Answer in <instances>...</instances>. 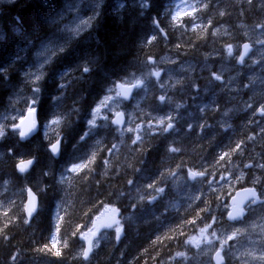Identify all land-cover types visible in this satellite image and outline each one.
<instances>
[{"label":"clouds","instance_id":"clouds-1","mask_svg":"<svg viewBox=\"0 0 264 264\" xmlns=\"http://www.w3.org/2000/svg\"><path fill=\"white\" fill-rule=\"evenodd\" d=\"M235 2L244 5L240 13L242 20L235 25V29H229L226 25L213 29L211 32L213 37L223 34L227 39L219 41V48L204 53L209 73L206 78L208 84L211 86L218 82L222 86L221 92L226 96L225 106L220 109L216 121V125L224 132L231 128L230 120L225 118L239 116L248 113L249 110H251L249 123L252 122V116L264 117V0ZM17 3L18 0H0V15ZM104 4L105 0H91L90 14L86 18L85 16L76 18L73 25L66 21V13L48 18L45 21L47 34L37 29L36 35L29 39V46L35 44L38 49L34 56L39 63L34 68L21 71L18 84L10 80L12 66L0 68V76L3 77V81H0V141L4 140L9 132L14 133L21 141L28 138L19 135L16 127L18 118L27 112L35 120L33 133L42 130V138L47 145L53 142L58 144L57 152L51 153L53 157L58 155L62 147L61 142L65 139V131L80 114L77 101H73L67 107L59 102L65 95L63 90L66 85L72 80H80L81 77L73 74L71 70L60 75L58 88L61 91L51 97L49 103L52 110L43 120L40 116L42 84L47 69L72 44L80 41L81 37H85L84 42L90 46V51L86 53V59L79 65L78 71L87 74L99 69L102 75L107 71L105 65L109 61V56L106 51L98 48L101 40L97 34ZM139 7L141 9L139 14L143 16L151 7L150 0H144ZM123 8L124 4L121 3L111 13L116 16L117 24L123 23V15H117ZM206 8L207 4H197L191 11L180 12L173 10L164 2L158 16L154 15L151 20L155 32L136 43L131 55L118 53L116 59L127 56L122 74L111 80L104 88L102 96L112 90L116 83L127 82L132 91L129 95L119 98L118 103L122 106L125 102H132L131 111H126L130 127L121 129L120 124L113 121L110 125H117L112 129L115 136L120 137L121 143L125 132L134 134L129 139L131 144L139 145L141 165L145 164L146 156L153 146L151 135H157V138L161 139L167 138L156 163L157 173L135 184L129 179L127 183L132 185L131 188L116 187L109 179L111 168L109 160L104 161V168L99 172L94 167L104 144L103 140L95 138L83 152L81 159L69 164L65 169L67 175L73 173L71 171L73 167L84 165L79 173H73L71 201L64 196L66 188L62 177L65 175L55 178L54 183L60 193L56 205L69 204L64 223H71V220L66 221L65 218L71 217L74 211L78 220L66 234L60 235L61 243L57 245L60 254L55 257L49 256L50 260L56 261L57 264H101L103 257L109 254L106 250L115 247L125 236L124 226L120 221L126 217L120 215L118 202L129 200L136 204L143 201L149 206L159 203L152 216L146 219L152 222L158 232L166 229L156 236L154 242L159 243L166 253L161 257V264H264V163L252 156L243 161L234 160L233 157L244 155L240 140L236 141L235 147L231 144L221 148L211 161L202 162L201 157L189 165L182 160L180 154L185 152L186 148L177 135L180 129L177 128L175 110L184 105L174 102L171 94L174 89L184 86L187 78L177 77L175 81L161 79L162 71L169 77L174 74L167 69H159L155 60L142 59L138 52L140 46H146L145 41L154 42L158 37H163L167 41V33L171 30L184 28L190 18L200 20L195 13ZM219 15L222 17L225 13L221 11ZM13 19L16 25L20 24L18 15L14 14ZM211 23L209 19L203 26L188 25V28L191 31L199 29L197 35L200 36ZM237 29L239 31H236ZM11 30L17 35L24 33L22 27L15 25ZM61 36L63 39H60ZM213 55L220 58L219 70H213V66L207 63ZM168 63L175 64L176 61L170 59ZM225 66L229 68L227 76L224 72ZM150 67L157 70L149 71ZM153 102L161 106L167 105L169 110L163 114H156L150 110ZM93 108L94 106L90 110V115ZM205 108L216 111L213 105H206L200 109L201 113ZM120 115L123 116L124 112ZM226 124L228 127H224ZM50 125L56 128L55 136L47 135ZM86 125V130L72 145L73 148L86 137L93 135L94 125L90 123V118ZM108 125L106 123L102 126ZM203 127L208 128L209 125L205 123ZM141 131L143 136L137 134ZM256 139L255 136H247V142H254ZM118 148L119 144L113 143L110 151ZM135 171L140 173L141 168ZM49 175L48 172L44 173L45 177ZM178 181L177 188L175 185ZM45 191L46 185L42 183L35 190L38 195ZM240 193H246V198L240 199ZM172 200L178 201L177 206H171ZM233 204L238 205V213L233 212ZM128 206L131 207L132 203ZM107 209L116 210L119 217L116 224L100 228L91 244L86 243L82 233L90 225L96 224ZM53 219L54 216L52 224ZM51 238L50 232L49 239ZM197 240L199 243L194 244L193 242Z\"/></svg>","mask_w":264,"mask_h":264},{"label":"trees","instance_id":"trees-1","mask_svg":"<svg viewBox=\"0 0 264 264\" xmlns=\"http://www.w3.org/2000/svg\"><path fill=\"white\" fill-rule=\"evenodd\" d=\"M64 1L66 0H18L16 6L10 10H5V14L0 15V68L9 67L11 65V60L13 59L8 57L6 59L3 51H15L19 54L21 50L28 45L29 39L35 36L36 29L47 34L45 21L53 15L58 14ZM195 1L196 4H207L206 9L203 11L198 10L195 13L196 16L200 17V20H196L193 17L192 20L189 19L187 21L184 28L171 30L167 33V41H165L163 37H158L157 41L154 42L145 41L146 46L142 45L138 48L139 55L142 59L147 58L150 60H156L165 54H173L174 56L182 59H191L192 61H195L201 55H204V53L212 52L213 50H208L211 46L213 49L220 46L219 41L214 42L211 40L212 28H214L218 23H224L232 28L234 20L236 23L242 20V17L238 12L239 10L235 11V8L243 9L244 5L241 4V7H239V4H237L235 0ZM143 2L144 0H105L100 28L97 30V34L100 36L101 40V45H99L98 48L106 51L109 56V61L105 65L107 71L103 75L99 69L93 70L87 74H81L78 71L79 65L86 59V53L90 51V46L84 42L85 37H81L80 41L72 44V47L61 55V58L59 57L60 59L58 58L59 61L57 59L54 65L47 69V75L42 84V98L40 104V116L42 120L46 119L52 110V105L49 103L51 97L53 95H58L61 91V89L58 88V83L62 72L73 69L71 70L73 74H81L80 80H72L71 83L66 85V88L63 90L65 95L59 102L67 107L71 104V101H77L80 108V114L73 123V126L65 131V140H62L61 142L62 147L57 159H53L51 153H49V146H51L54 142L46 145V142H44L41 137V132L26 142H21L14 133L9 132L7 137L0 141V156H3L0 157V197L2 198V200H0V264H57L56 261L49 259V256H56L55 250L52 248V241L55 240L57 245H59L61 243L60 235L66 234V232L72 228L73 224L77 222L78 216L74 211L71 217L65 218L66 221L71 220V223H64V217L69 204L56 205L57 200L60 199V193L57 191V185L54 184L55 178L60 176L64 167L71 164V162L75 163L81 159V155L91 144V141H88L90 137H86L85 140L80 142L77 146L78 148L72 147V145L79 139V136L82 135L87 128L86 118H88V113L92 105L104 93V88L111 82V80L118 78L122 74V69L126 63L127 56L116 59L118 53L123 52L131 55L135 49L136 43H138L141 39H146L147 36L155 32V28L152 25L151 20L154 15L158 16L162 4L166 2L169 7H173L176 1L150 0L151 7L143 16H141L139 14V11L141 10L139 6ZM121 3L124 4V8L121 12L117 13V15H123V23L117 24L116 16L111 13ZM214 3L216 4V9L214 8ZM221 11L225 13L222 17L219 15ZM14 14L20 17L19 25H16V22L13 19ZM209 19L212 21L211 25L208 26L207 30L200 36L197 35L199 29L191 31L188 28V25H194L192 24L193 20L197 21V24H201V26H203L204 24H207ZM161 23L163 24V21H161ZM177 23H179V21H177ZM14 25L24 29L23 35H17L11 30ZM60 39H63V36H61ZM21 45L23 47H20ZM177 45H179V47H177ZM74 52L76 56H74ZM83 56L84 58H82ZM12 67L13 68L10 71V80L13 83L15 82L18 84L20 82V71L17 70L18 72H16L15 67ZM23 68L24 66L20 67V70ZM0 81H3L2 76H0ZM202 82L203 81H200V83ZM215 99V103L220 100L219 93L216 95ZM158 106L161 105L153 102L151 110L156 112ZM192 109L193 115L191 118L195 117V119H198L199 116L197 115L195 108ZM216 116L217 115H212L211 118H216ZM209 122L211 123L210 120ZM182 123L183 124H180L179 129H182L188 122L185 120L182 121ZM216 127L217 125L213 126L211 131L214 135V140L203 138L202 136L194 134L196 139L186 141L188 143H192L193 145L180 154L181 159L189 164L188 162L195 161L194 158L199 159L202 157L205 154L204 151L207 150V162L211 161L215 154L223 147V144L228 141L223 134L219 136L216 134ZM54 129L55 127H52L51 132L49 133L48 131L47 134L49 136L50 134H52L51 136H55L56 129ZM95 133L96 138L104 141V145H102L103 150L100 152L94 167L97 171L98 169L101 171L104 167V161L109 160L112 168L109 169V179L116 187L125 188L126 186L127 188V181L129 179L134 180L132 176H138L137 173H134L136 171H133V169H137L141 166V158L138 151L139 145L131 144V141L127 138L123 140V143H119L120 149L114 154L113 151H110L112 146L111 144H118V141L117 137L113 133V130L111 128L98 129ZM151 140L153 146L146 156V162L143 167L151 170L153 173L157 171L156 163L164 147L165 141L157 138V135H152ZM237 140L242 141L237 135H234L229 141L231 144L235 145ZM125 141L130 145V147L125 146ZM70 142L73 143L71 144ZM73 149L75 151H72ZM73 154L78 157H74ZM68 155H73V159ZM29 157L34 158L36 164L34 163V166L28 174L24 176L18 175L14 170L15 162ZM113 157L115 158L113 159ZM60 163L63 164L61 165ZM58 164H60V166ZM129 165H131V167ZM60 171L62 172L60 173ZM45 172L50 173V175L45 177ZM128 175L131 176L129 177ZM64 180L65 179H63V181ZM41 183L46 185V191L43 192V194L41 193L38 195L35 190ZM65 184L67 185L65 187L66 192L64 196L67 200L71 201L73 196V175L65 181ZM25 185L30 187L39 196L40 208L37 217L28 226L24 224L21 211L23 189L26 187ZM78 199L79 196L76 197L77 201ZM124 204L123 200L120 201V203L118 202V207L122 216L125 213V209H123ZM53 216L54 219L56 218V226H54V219L52 224ZM136 227L137 224H135L134 221V225L126 230L124 236L125 239H121L115 247L106 250L109 254L103 257L101 264H156L161 261V257L166 255L165 250L159 243L154 242L156 241V236L162 234V232L166 231V229H162L158 232V229L154 227L152 223L147 224L145 227L138 226L137 231ZM50 232L52 236L51 239H49ZM13 257H16L17 259H13Z\"/></svg>","mask_w":264,"mask_h":264},{"label":"rangeland","instance_id":"rangeland-1","mask_svg":"<svg viewBox=\"0 0 264 264\" xmlns=\"http://www.w3.org/2000/svg\"><path fill=\"white\" fill-rule=\"evenodd\" d=\"M90 2H91V0H66V1H64L62 3L61 9L58 12V14L66 13L65 14L66 21H68L69 25H73L76 18L83 17V16H85V18H86L87 15L90 14L89 13L90 10H91L90 7H89ZM75 4H76V7H74ZM181 5H183V7H181ZM194 5L195 4L193 3V0H176V2L174 3L172 8H173V10H178L180 12H184V11H191L194 8ZM240 5L241 4H239V7H241ZM214 8L216 9V4L215 3H214ZM241 10H242L241 8H239V9L235 8V11H238L239 14L241 13ZM247 15L248 14L246 13L245 16H247ZM190 19L192 20V18H190ZM249 21H250V17H249ZM193 22H194V20H193ZM194 24H195V22H194ZM234 24L235 25L237 24L235 22V20H234ZM234 24H233L234 28H231V27L227 26L224 23H219L215 28H219L220 25H226L229 29H235V25ZM215 28H213V29H215ZM213 29L211 30V32L213 31ZM237 31H239V30L237 29ZM224 39H227V37H225L223 34H221L220 36H217V37H213L211 35V40L214 41V42L222 41ZM219 47H217V48H219ZM37 50L38 49H37L35 44H33L31 46H29V44H28L25 48H23L21 50V52L19 53V55H18V57L16 59H12L11 60V65L10 66H14L15 65V70L16 71L17 70L20 71V67H22V66H25L23 68L25 70L30 68V67L34 68L36 66V64H38V62H39V60H37V58L34 56V52L37 51ZM208 50L212 51L213 47L211 46ZM26 52H28V53L26 54ZM170 59H174L176 61V63L175 64L168 63V61ZM155 61L158 62L159 69H161V70L167 69V71H170V72H172L174 74V75L169 77L162 71L161 72V79H170L171 81H175V79L177 77H179L181 79L187 78L186 79V83L189 84V85H187V88L191 89L193 92L197 91L196 88L194 87V84L196 85V87H198L197 84H199V85L206 84V87L208 88V89H205V90H203L201 92H197V93L190 92V93H192L191 94L192 97H191V102H189V106L196 108L195 111L199 114V118L198 119L197 118L195 119V117L191 118L190 117V115H191L190 113L192 111H190V112H187L186 110L184 111V109L186 108V106L184 105L183 107H180L179 109L175 110V113L177 114V121H185L186 120L188 122L187 123L188 126H187L186 129L190 130V128L192 126L189 127V125H192V123H195L197 120L209 117L211 115H217L216 118L210 120L212 127L216 126V121H217V118L219 116L220 109L222 110L223 107L225 106L226 97L224 98L225 94L223 92H221L220 88L219 89H215L216 92L212 91L211 88H209L211 86L218 85L219 83L218 82L216 84L213 83L211 86L208 84V81H207L206 78L208 77L209 73H208L207 65L205 64L204 55H201L195 61H192V60H189V59H185L184 61H180L179 59L172 57L170 54H167L165 57L160 58V59L155 60ZM212 61H215V62H212ZM207 63L213 66V70H219V68L221 66L220 58L217 55H213L207 61ZM156 70L157 69L155 67H150L149 68V71H152V72H155ZM21 71H23V70H21ZM224 72H225V76H227L228 72H229V68L227 66H225ZM201 79H205L204 84L198 83V81H200ZM118 85H128V84H127V82H123V83H116L115 85H113L112 90L107 92L104 96H102L104 94L103 93L101 95L102 97L100 96L101 98H99L100 100L98 99V101H96V103L93 105L94 108H93V112H92L91 115H90V111H89L87 120L90 118V121L94 122V128H93V135L94 136L93 135L89 136L90 138L92 137L91 139L89 138V141H91V140L93 141L96 138L95 132H94L95 129H97V128L106 129V128L113 127L112 125H110L111 124V120H112L113 116L116 115L120 111H123L124 114L126 115V124H125L124 128L130 127L129 118H128V112H126V111H128V110L131 111L130 108H131V103L132 102L130 104H123L122 106L118 103V100L120 98L119 92H118ZM185 89H186V87L179 88V90H180L179 95L186 94L187 92L185 91ZM176 90L177 89H174L172 94H171L172 95V99H173L174 102L180 103V104L183 105V102L185 100L189 101V96L188 95L174 96L173 94L176 92ZM216 93H219L222 96L220 101H218L217 103L209 102V104H208V105H213L216 108V111H211V110H208L206 108L205 111L203 113H201L200 109L205 107V103H204V101L202 100L201 97H203L204 99L209 98V100H211L212 95H214ZM194 95H196V96L194 97ZM195 98H197L196 102H194ZM168 110H169V106L163 105V106H159L158 107V111L154 112V113L163 114L164 112H166ZM184 113H186V114L183 115ZM21 118L22 117L18 118V120L16 121V127H17V124H18V122L20 121ZM225 119L230 120V118H225ZM257 120H259V119H257L255 116H253L251 121L253 123V122L257 121ZM106 123H108L109 125L107 127H103L102 125H105ZM49 127H48V129H51L53 126L50 127V128ZM224 127H226V125ZM208 128H204L203 127L201 129H199L198 131H196V134L198 136L205 134L207 136V138H210V135H207ZM217 129L220 130V131H223V129L219 128L218 126H217ZM262 129H264V127H260L259 130H257V132L264 133V131H262ZM137 134H139L141 136L144 135L143 131H141V132H139ZM133 135H134L133 133L125 132L124 136H123V139H125V138L129 139V137H132ZM184 139L187 140V141L194 140L193 138H190V137L186 136V134H184ZM117 140L121 141L120 137L117 136ZM253 143L255 145H257V144H260L261 141L259 139H256V141H254ZM245 155H246V158H250V156L258 158V154H255V155L245 154ZM237 161H239V160H237ZM66 168H67V166H66ZM66 168L64 167V169H63L64 173L62 172L60 176L65 175V169ZM148 171H150V170H148ZM249 171H251V170H249ZM156 173L157 172L152 173V175L141 176V177L138 178L137 181L134 180L133 182H134V184L137 183V182H142L146 178H150V177L155 176ZM70 174H71V172L68 173L67 175H70ZM67 175L63 176L62 178L64 179ZM64 185H65V183H64ZM65 187H66V185H65ZM129 187L131 188L132 185L127 184V188H129ZM175 187H177V188L179 187V181L177 182ZM126 201L127 200H123V202L125 203L124 204L125 213H124L123 216H125L126 219L120 221L123 224V226H124V231L125 232H126V230H128L129 228H131L134 225L135 215H132V214L133 213L135 214V211H136L137 207L144 208L150 216H152V214L156 210V208L159 207V203H157L154 206H149V205L142 204V203H144L143 201L142 202L140 201L139 205L134 203V202H131L129 200H128V202H126ZM130 202L132 203L131 207L128 206ZM22 203H23V201H22ZM170 204H171L172 207H175V206H177L178 201L172 200V201H170ZM21 208H22V205H21ZM126 212H128L127 215H126ZM122 239H125V237L122 238ZM193 243L196 244V243H199V241L197 240V241H194Z\"/></svg>","mask_w":264,"mask_h":264},{"label":"water","instance_id":"water-1","mask_svg":"<svg viewBox=\"0 0 264 264\" xmlns=\"http://www.w3.org/2000/svg\"><path fill=\"white\" fill-rule=\"evenodd\" d=\"M120 91H121V97H124V96L129 95V93H130V91H132V89L124 87V88H121ZM117 119H120L121 123L119 126L121 127L123 125L124 118H123V116H121L119 114V115H116L112 121H115ZM21 121H23V123H21ZM34 126H35L34 118L26 112L24 117L20 120V122L18 124L19 135H21L20 134L21 132H24L25 133L24 136L28 137L27 139H25L23 141L31 139L38 132V130H37L36 132L33 133ZM54 144L57 146V150H58V147H59L58 144H56V143H54ZM52 153H54V152L52 151ZM29 161H31L32 163L29 164L28 163ZM22 164L26 165L23 172L20 170ZM33 164H34L33 159L21 161L15 165V169L19 174H25V173H28L30 171ZM246 195H247L246 193H240L239 198L245 199ZM236 206H237L236 204H233V209ZM37 210H38V198H37V196L35 195V193L31 189H26L23 215L26 218L27 224L30 223L31 220L34 218V216L37 214ZM113 217H114V219H113ZM117 220H118L117 213L113 214L111 212L104 211L101 219L96 224L91 225V227H92V230L95 232V235H96V232L100 228H106L110 225H114L117 222ZM95 235H90V234L87 236L85 235L83 237V239L85 240L86 243L91 244V242L95 239Z\"/></svg>","mask_w":264,"mask_h":264},{"label":"bare ground","instance_id":"bare-ground-1","mask_svg":"<svg viewBox=\"0 0 264 264\" xmlns=\"http://www.w3.org/2000/svg\"><path fill=\"white\" fill-rule=\"evenodd\" d=\"M5 14V13H4ZM46 19V18H45ZM235 25V24H234ZM43 26V25H42ZM34 27V26H33ZM37 27V26H36ZM35 27V28H36ZM31 28V27H30ZM232 28H234V27H232ZM31 30V29H30ZM37 30V29H36ZM41 31V30H40ZM237 31V30H236ZM42 32V31H41ZM30 34V33H29ZM36 35V34H35ZM2 36V35H1ZM1 38V37H0ZM13 38V37H12ZM31 38V37H30ZM82 38H84V37H82ZM84 40V39H83ZM3 42V41H2ZM84 43V42H83ZM22 45H24V44H22ZM20 46V47H23V46ZM18 46V45H17ZM24 46H26V45H24ZM72 47V46H71ZM13 48V47H12ZM11 48V49H12ZM17 48V47H16ZM14 50V49H13ZM30 50V49H29ZM77 50V49H76ZM34 51V50H33ZM32 52V51H31ZM28 52H26V54H27ZM79 53V52H78ZM3 54H4V57H6V59H7V57L8 58H13V59H16L15 57H17L19 54H17L15 51L14 52H6V51H3ZM84 54V53H83ZM32 55V54H31ZM72 55V54H71ZM22 56V55H21ZM33 56V55H32ZM74 56H76L75 55V52H74ZM73 56V57H74ZM81 56V55H80ZM33 58V57H32ZM61 58V57H60ZM59 58V59H60ZM82 58H84V56L82 57ZM21 59V58H20ZM59 59H58V61H59ZM81 59V58H80ZM38 60V59H37ZM77 60V59H76ZM75 60V61H76ZM82 60V59H81ZM212 62H215V61H212ZM10 63V62H9ZM29 63V62H28ZM39 63V62H38ZM79 63V62H78ZM77 63V64H78ZM36 64V63H35ZM34 64V65H35ZM19 65V64H18ZM54 65V64H53ZM6 66V65H5ZM73 66V65H72ZM75 66H76V64H75ZM14 67H15V65H14ZM25 67V66H24ZM34 67V66H33ZM69 67V66H68ZM13 68V67H12ZM69 69V68H68ZM23 70V69H22ZM71 70H73V69H71ZM21 71V70H20ZM54 71H55V69H54ZM59 71V70H58ZM16 72H18V71H16ZM15 73V72H14ZM62 73H64V72H62ZM75 73V72H74ZM77 73V72H76ZM20 74V73H19ZM61 74V73H60ZM58 75V74H57ZM76 75V74H75ZM81 75V74H80ZM79 75V76H80ZM54 78V77H53ZM14 79V78H13ZM76 81V80H75ZM200 81H203L202 83H204L205 82V79H201ZM46 82H47V80H46ZM15 83V82H14ZM183 87H186V89H187V86L186 85H184ZM75 89V88H74ZM73 89V90H74ZM68 94V93H67ZM69 96V95H68ZM67 96V97H68ZM71 103H72V101H71ZM243 115V114H242ZM72 126H73V124H72ZM50 127H52V126H50ZM49 127V128H50ZM52 129V128H51ZM51 129H50V131H49V133L51 132ZM56 129V128H55ZM54 129V130H55ZM70 129V128H69ZM85 129V128H84ZM83 130V129H82ZM71 132V131H70ZM80 132V131H79ZM95 132V131H94ZM56 133V132H55ZM42 134V133H41ZM186 134V136H188V137H190V138H193V139H196V136L194 135V134H190V133H185ZM48 135V134H47ZM52 134H50V136H51ZM53 135H55V134H53ZM95 135H96V133H95ZM49 136V135H48ZM94 136V135H93ZM97 136H99V135H97ZM102 136H103V134H102ZM42 137V136H41ZM76 137H78V136H76ZM92 138V137H91ZM90 138V139H91ZM101 138V137H100ZM103 138V137H102ZM13 140V139H12ZM65 140V139H64ZM89 141V140H88ZM92 141V140H91ZM108 141V140H107ZM187 141V140H186ZM186 141H184V142H186ZM8 142V141H7ZM39 142V141H38ZM87 142V141H86ZM71 143V142H70ZM73 143V142H72ZM71 143V144H72ZM16 144V143H15ZM42 144V143H41ZM88 144H90V143H88ZM47 145V144H46ZM46 145L44 144V146L46 147ZM104 145V144H103ZM112 145V144H111ZM33 146H34V144H33ZM36 146V145H35ZM88 146V145H87ZM17 147V146H16ZM42 147V146H41ZM44 147V148H45ZM8 148V147H7ZM6 148V149H7ZM12 148V147H11ZM19 148V147H18ZM39 148V147H38ZM49 148H50V146H49ZM48 148V149H49ZM70 148V147H69ZM76 148H78V147H76ZM109 148V147H108ZM33 149H34V147H33ZM41 149V148H40ZM47 149V148H46ZM71 149V148H70ZM119 149L120 148H118V149H116V150H114L113 151V153L115 154V153H117L118 151H119ZM82 150V149H81ZM106 150V149H105ZM11 151V150H10ZM72 151H75L74 149L72 150ZM106 152H108V151H106ZM50 153V152H49ZM79 153H81V152H79ZM3 154H4V152H3ZM59 154H60V152H59ZM68 154V153H67ZM75 154V153H74ZM73 154V155H74ZM77 154V153H76ZM105 154V153H104ZM1 155V154H0ZM18 155H19V153H18ZM39 155V154H38ZM46 155V154H45ZM73 155L71 156V155H68L69 157L71 156L72 157V159H73ZM7 156V155H6ZM11 156V155H10ZM34 156V155H33ZM37 156V155H36ZM42 156V155H41ZM111 156V155H110ZM0 157H3V156H0ZM15 157V156H14ZM74 157H78V156H76V155H74ZM7 158V157H6ZM29 158H31V157H29ZM109 158V157H108ZM115 157H113V159H114ZM15 159V158H14ZM110 159V158H109ZM117 159V158H116ZM115 159V160H116ZM78 160V159H77ZM118 160V159H117ZM4 161V160H3ZM19 161V160H18ZM71 161V160H70ZM70 161H69V163H70ZM73 161V160H72ZM75 161V160H74ZM113 161V160H112ZM3 163V162H2ZM50 163V162H49ZM72 163V162H71ZM114 163V162H113ZM7 164V163H6ZM15 164H16V162H15ZM14 164V165H15ZM36 164V163H35ZM61 164V163H60ZM60 164H58L59 166H60ZM63 164V163H62ZM61 164V165H62ZM68 164V163H67ZM102 165V164H101ZM66 166V165H65ZM63 167V166H62ZM99 167V166H98ZM102 167V166H101ZM66 168V167H65ZM104 168V167H103ZM138 168H141V172L140 173H138V172H134V173H137L138 174V176L137 177H134V176H132L134 179H137L138 180V178L140 177V175H141V173H142V171L144 170V167L143 166H139ZM61 169V168H60ZM64 169V168H63ZM112 169V168H111ZM14 170H15V168H14ZM135 169H133V171H134ZM46 171V170H45ZM49 171V170H48ZM98 171H99V169H98ZM62 171H60V173H61ZM2 173V172H1ZM6 173V172H5ZM56 173V172H55ZM63 173H64V171H63ZM4 174V173H3ZM58 174V173H57ZM127 174H128V172H127ZM2 175V174H1ZM34 175V174H33ZM56 175V174H55ZM59 175V174H58ZM61 175V174H60ZM57 176V175H56ZM63 176V175H62ZM129 177L131 176V175H128ZM23 178V177H22ZM22 178H21V181H22ZM36 178H37V176H36ZM40 178V177H39ZM112 178H114V177H112ZM3 179V178H2ZM5 179V178H4ZM41 179V178H40ZM63 179V178H62ZM25 180V179H24ZM72 180V179H71ZM137 180H135V181H137ZM28 181V180H27ZM35 181V180H34ZM40 181V180H39ZM38 181V182H39ZM117 181V180H116ZM37 182V183H38ZM69 183V182H68ZM24 184H25V182H24ZM43 184V183H42ZM55 184V183H54ZM65 185H67V184H65ZM26 186V185H25ZM38 186V185H37ZM37 186H35V187H37ZM56 186V185H55ZM125 186V185H124ZM125 188H126V186H125ZM130 188V187H129ZM6 191V190H5ZM14 191V190H13ZM54 191V190H53ZM43 194V193H42ZM46 194V193H45ZM39 197V196H38ZM0 200H2V198L0 197ZM5 200V199H4ZM53 201V200H52ZM6 202V201H5ZM126 202H128V200L126 201ZM142 202V201H141ZM1 203V202H0ZM120 203V202H119ZM131 203V202H130ZM135 203V202H134ZM142 204H145V203H142ZM141 204V205H142ZM139 205V204H138ZM145 207V206H144ZM38 208H39V200H38ZM124 209V208H123ZM132 213V212H131ZM128 214V212H126V215ZM142 231V230H141Z\"/></svg>","mask_w":264,"mask_h":264},{"label":"snow or ice","instance_id":"snow-or-ice-1","mask_svg":"<svg viewBox=\"0 0 264 264\" xmlns=\"http://www.w3.org/2000/svg\"><path fill=\"white\" fill-rule=\"evenodd\" d=\"M74 7H76V4H75ZM188 15H191V13H188ZM177 19H179V17H177ZM97 111H98V110H97ZM120 122H121L120 119H117V120L113 121V123H115V124H120ZM21 123H23V121H21ZM90 123H92V124L94 125V122L90 121ZM20 134H21V136H24V135H25L24 132H21ZM52 151H53L54 153L57 152V146H56L55 144L52 146ZM28 163L30 164V163H32V162L29 161ZM25 167H26V165H23V164H22L20 170L23 172L24 169H25ZM83 167H84V165H78V166H76V167H73V168L71 169V171H72L73 173H79ZM193 175H195V173H193ZM238 211H239V208H238V205H237V206L233 209V212H234V213H238ZM106 212H111V213L115 214V213H116V210H115V209H107ZM113 219H114V217H113ZM87 235H89V234H86V236H87ZM90 235H95V232L93 231L92 233H90ZM52 248H53V250H55V254L58 256V255L60 254V252H59V248H58V246H57V242H56L55 240L52 241Z\"/></svg>","mask_w":264,"mask_h":264},{"label":"flooded vegetation","instance_id":"flooded-vegetation-1","mask_svg":"<svg viewBox=\"0 0 264 264\" xmlns=\"http://www.w3.org/2000/svg\"><path fill=\"white\" fill-rule=\"evenodd\" d=\"M250 113H251V110H249V112L248 113H246L247 114V116H248V118H249V116H250ZM241 115V114H240ZM253 117V116H252ZM252 117H251V120H252ZM256 117V116H255ZM256 123L258 122V121H255ZM254 123V122H253ZM187 144V143H186Z\"/></svg>","mask_w":264,"mask_h":264}]
</instances>
